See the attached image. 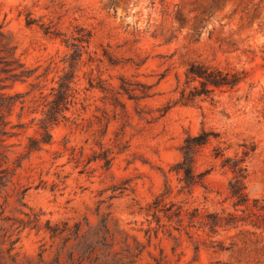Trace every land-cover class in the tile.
I'll return each instance as SVG.
<instances>
[{
  "label": "rangeland",
  "instance_id": "rangeland-1",
  "mask_svg": "<svg viewBox=\"0 0 264 264\" xmlns=\"http://www.w3.org/2000/svg\"><path fill=\"white\" fill-rule=\"evenodd\" d=\"M0 24L6 49L32 69L7 80L18 95L2 136L14 169L0 189V264H264V232L249 225L211 235L193 229L191 239L183 229L169 235L148 213L165 181L166 200L209 211L229 206L230 172L214 157L218 146L228 155L255 146L247 190L264 198V0H0ZM87 30L69 118L52 127V144L28 152L42 95L70 51L62 38ZM191 61L244 67L250 76L182 103ZM121 77L132 97L120 90ZM141 90L150 95L137 97ZM202 129L210 138L197 148L195 170L205 171L206 188L177 193L172 167L184 139ZM101 146L113 151L109 167L70 155L73 148L86 160ZM47 221L59 228L51 232ZM103 223L105 240L82 253L84 238Z\"/></svg>",
  "mask_w": 264,
  "mask_h": 264
},
{
  "label": "trees",
  "instance_id": "trees-1",
  "mask_svg": "<svg viewBox=\"0 0 264 264\" xmlns=\"http://www.w3.org/2000/svg\"><path fill=\"white\" fill-rule=\"evenodd\" d=\"M56 35L61 34L56 32ZM6 32L0 24V189L7 183L13 174L14 165H10V144H3V135H9L6 125L9 113L17 93H10L7 87L11 85L7 80H23L32 74V69L24 66V63L16 58L13 53L6 49ZM91 33L86 31L83 35L76 31L70 37H63L62 41L70 48L64 56L63 71L47 94L42 95L41 116L35 122V134L27 136L26 149L28 152L42 149L45 145L53 143L52 127L66 121L69 116L67 111L75 97V78L80 68L84 46L90 42ZM185 85L180 89V101L182 103H193L197 98H213L216 90L227 91L236 88L241 82L248 80L250 73L244 67H218L198 61H191L185 72ZM90 85L92 86L91 81ZM125 79L121 77L120 90L132 97L131 89L126 85ZM148 88V86H147ZM148 90H141L137 96L147 97ZM210 138L209 131L202 129L197 135L188 136L181 145V159L172 167L179 174L180 186L177 193H191L196 185L206 188L204 180L205 171L195 170L197 148L205 144ZM67 140L63 141L64 145ZM244 147L233 155L224 154L218 146L214 148V157L220 158V165L230 172L227 182V199L229 206H222L216 210H202L199 206L184 207L181 202L173 199L166 200L171 191L168 181L164 188L158 193L148 206V213L157 225H164L169 235L172 229L180 231L183 229L193 239V229L202 230L207 235L215 234L218 230H227L243 225H249L256 230L264 232V198L252 197L247 190L248 164L247 160L254 151L255 146ZM67 149V147H65ZM70 155L78 162L86 166L91 160H102L103 166L109 167L113 158L110 147H102L101 151L84 160L82 153L75 154L73 148ZM164 220V221H163ZM46 227L55 232L59 227L57 224H49ZM78 228V224H75ZM94 237L84 238L80 251L85 252L94 240L104 241L108 227L105 223L99 228ZM149 231V228L146 229ZM87 243V244H86ZM195 249H199L198 240L194 239ZM83 244L86 247H83ZM139 245H137L138 247ZM105 264V263H103Z\"/></svg>",
  "mask_w": 264,
  "mask_h": 264
}]
</instances>
